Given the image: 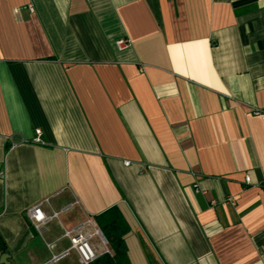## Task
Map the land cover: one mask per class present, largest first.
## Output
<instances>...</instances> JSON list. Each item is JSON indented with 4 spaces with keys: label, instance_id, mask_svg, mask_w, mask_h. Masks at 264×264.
I'll list each match as a JSON object with an SVG mask.
<instances>
[{
    "label": "crops",
    "instance_id": "obj_1",
    "mask_svg": "<svg viewBox=\"0 0 264 264\" xmlns=\"http://www.w3.org/2000/svg\"><path fill=\"white\" fill-rule=\"evenodd\" d=\"M254 110L264 0H0V256L43 264L114 208L126 264H264ZM43 198L78 204L40 236L25 212Z\"/></svg>",
    "mask_w": 264,
    "mask_h": 264
},
{
    "label": "built area",
    "instance_id": "obj_2",
    "mask_svg": "<svg viewBox=\"0 0 264 264\" xmlns=\"http://www.w3.org/2000/svg\"><path fill=\"white\" fill-rule=\"evenodd\" d=\"M27 7L28 9H31L30 5ZM127 45L128 41L126 39H119L115 42V46L118 50L124 49ZM253 115L258 116L261 120H264V114L257 110L253 111ZM35 134V141L38 142V136L40 135L39 130H35ZM123 164L128 165V162L125 161ZM244 182L248 184L249 178L244 177ZM225 202L230 205L234 204V200L231 197H227ZM77 204L78 201L75 200L73 204L68 205L59 211L49 210L48 213H45L42 210V206H48V199L43 198L37 204L29 208L25 212V216L31 227L41 236L42 230L48 222L52 220L58 221V217L61 213L67 211L72 205ZM61 238L67 240L68 247L57 253H54L51 250V244L44 243L49 253V257L43 264H55L62 258L66 257L69 251H73L76 254L77 262L79 264H91L101 255L111 254L106 238L101 233V230L96 224L94 218L90 216H86L81 223L71 229H62Z\"/></svg>",
    "mask_w": 264,
    "mask_h": 264
},
{
    "label": "trees",
    "instance_id": "obj_3",
    "mask_svg": "<svg viewBox=\"0 0 264 264\" xmlns=\"http://www.w3.org/2000/svg\"><path fill=\"white\" fill-rule=\"evenodd\" d=\"M94 220L106 238L111 254L101 255L91 264H126L123 236L127 232V226L121 216L114 208H111L94 217ZM4 250V244L0 238V252Z\"/></svg>",
    "mask_w": 264,
    "mask_h": 264
},
{
    "label": "water",
    "instance_id": "obj_4",
    "mask_svg": "<svg viewBox=\"0 0 264 264\" xmlns=\"http://www.w3.org/2000/svg\"><path fill=\"white\" fill-rule=\"evenodd\" d=\"M7 257H8L7 255L2 254L0 256V264H7V262H6Z\"/></svg>",
    "mask_w": 264,
    "mask_h": 264
}]
</instances>
